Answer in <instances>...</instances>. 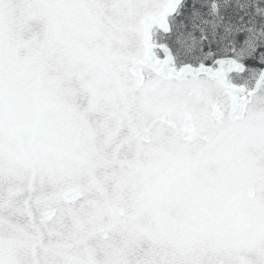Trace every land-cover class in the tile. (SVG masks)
Returning a JSON list of instances; mask_svg holds the SVG:
<instances>
[{
    "label": "snow or ice",
    "instance_id": "snow-or-ice-1",
    "mask_svg": "<svg viewBox=\"0 0 264 264\" xmlns=\"http://www.w3.org/2000/svg\"><path fill=\"white\" fill-rule=\"evenodd\" d=\"M0 264H264V0H0Z\"/></svg>",
    "mask_w": 264,
    "mask_h": 264
}]
</instances>
